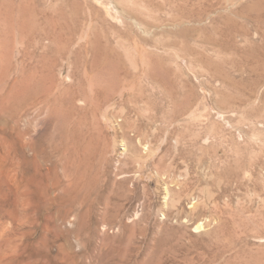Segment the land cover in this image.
<instances>
[{"label":"rangeland","instance_id":"1","mask_svg":"<svg viewBox=\"0 0 264 264\" xmlns=\"http://www.w3.org/2000/svg\"><path fill=\"white\" fill-rule=\"evenodd\" d=\"M0 66L83 93L117 264H264V0H0Z\"/></svg>","mask_w":264,"mask_h":264},{"label":"bare ground","instance_id":"2","mask_svg":"<svg viewBox=\"0 0 264 264\" xmlns=\"http://www.w3.org/2000/svg\"><path fill=\"white\" fill-rule=\"evenodd\" d=\"M32 73L0 66V264H117L124 196L109 206L98 174L89 181L85 97Z\"/></svg>","mask_w":264,"mask_h":264}]
</instances>
